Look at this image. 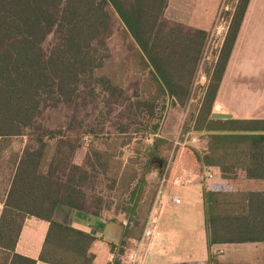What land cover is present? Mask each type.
Returning a JSON list of instances; mask_svg holds the SVG:
<instances>
[{
	"label": "trees",
	"instance_id": "16d2710c",
	"mask_svg": "<svg viewBox=\"0 0 264 264\" xmlns=\"http://www.w3.org/2000/svg\"><path fill=\"white\" fill-rule=\"evenodd\" d=\"M168 2L0 0V139L24 141L0 215V264H37L15 252L29 217L49 223L40 262L94 264L96 238L54 221L58 206L122 215L127 223L121 241L110 244L111 264H128L175 161L196 174L215 168L224 181L204 190L209 248L264 244V120L211 119L250 0H236L226 13L228 32L208 68L209 34L167 22ZM51 33L57 43L46 52ZM115 33L121 58L109 46ZM200 73L208 82L202 98ZM89 97L101 99L102 114L87 125L80 103ZM115 106L124 111L113 115ZM51 108L66 111L62 126L41 123ZM171 110L186 114L180 141L197 137V144L175 148L163 136Z\"/></svg>",
	"mask_w": 264,
	"mask_h": 264
},
{
	"label": "crops",
	"instance_id": "0c3cea01",
	"mask_svg": "<svg viewBox=\"0 0 264 264\" xmlns=\"http://www.w3.org/2000/svg\"><path fill=\"white\" fill-rule=\"evenodd\" d=\"M223 2L169 0L163 17L171 24L210 34ZM241 49L243 53L254 50V64L243 57L235 68V55ZM214 107L217 111L213 113L229 114L231 120H264V0L249 2ZM181 113L184 114L178 110L167 113L162 122L163 136L180 140L182 128L173 130L175 126L170 118ZM172 168L173 179L159 187L140 241H133L137 246L145 238L140 264H201L210 259L217 264H264L262 243L208 247L204 190L224 182L219 171L205 168L202 174H196L186 170L178 161ZM9 188L10 183L0 191V215ZM175 199H180L181 204L176 205ZM114 218L116 222L112 221ZM53 219L96 238L90 249L95 256L94 264L112 263L114 256L110 244L121 241L127 223L122 215L115 216L112 212L94 217L66 206H58ZM48 229V222L27 218L15 252L36 260L37 264H45L39 261V256ZM230 249L235 255H228ZM219 251H223L222 254Z\"/></svg>",
	"mask_w": 264,
	"mask_h": 264
},
{
	"label": "rangeland",
	"instance_id": "374dc122",
	"mask_svg": "<svg viewBox=\"0 0 264 264\" xmlns=\"http://www.w3.org/2000/svg\"><path fill=\"white\" fill-rule=\"evenodd\" d=\"M236 2V0H226L225 1V5L228 7V11H223L222 13V17L223 20L225 22V26L224 24L222 25V32L219 36H212V32L215 26V23L211 29V32L209 34L208 37V42L207 45L205 47V51H204V60H205V67L208 68L210 67L212 64H214L215 60L218 57L219 54V50L222 46V43L224 42L225 36L228 32V27H229V22L230 19L226 16L227 12H230L232 7L234 6V3ZM57 43V37L55 36V34L51 33L50 35H48L46 41L44 42L43 48L46 52L50 51ZM109 46H110V50L112 55L115 58H121L125 55V51H124V45L122 40L120 39V37L118 36L117 33H115V35H113V37L110 39L109 41ZM254 50H248V52L243 53L242 49L241 50H237V53L235 55V60H234V65L236 68V65L239 61V59L241 58H247L248 60L251 61L252 64H254ZM204 67V68H205ZM238 67V65H237ZM135 79L131 80V82H128V87L130 92H133V90L136 88L135 87ZM207 78L205 77L204 74H201L198 76L197 78V82H196V87L198 88L197 90V94L198 97L203 95V91L202 88L207 86ZM204 89V88H203ZM197 96V95H196ZM96 97H99V94H96ZM101 99L100 98H93V97H89L87 98V100H82L80 103L81 106V115L84 116V118H86L87 120V125H90L92 122V119L95 118V116L98 114L99 116L102 114L101 113ZM197 102V101H196ZM195 102V104H196ZM198 104V103H197ZM198 106V105H196ZM259 106V105H258ZM213 112L217 111L215 109V107H213ZM113 115H117L120 114V112L124 111L123 107H113ZM65 113L66 111L63 108H51L50 110L46 111L43 113V115L41 116L40 120L42 124H45V126H49L51 128H57L62 126L65 123ZM106 114H108V112L106 111ZM177 115V116H176ZM173 115L170 119H173V125L175 126L173 130H178L179 128H182V125L184 123L185 120V116L186 114H176ZM179 115V116H178ZM260 115V114H258ZM177 117V118H176ZM166 118V117H165ZM23 140L22 139H9V140H5V141H1V145H0V191L4 190V188H6V186L9 185L12 174H13V168H14V164L15 162L18 160L19 156L21 155L22 149H23ZM172 154V153H171ZM170 154V156H171ZM83 156V152H81L79 154V157ZM81 160V158H80ZM223 251H219V254H222ZM228 255L229 256H233L234 254V250L230 249L228 251Z\"/></svg>",
	"mask_w": 264,
	"mask_h": 264
},
{
	"label": "built area",
	"instance_id": "2783aa9c",
	"mask_svg": "<svg viewBox=\"0 0 264 264\" xmlns=\"http://www.w3.org/2000/svg\"><path fill=\"white\" fill-rule=\"evenodd\" d=\"M225 1L223 2L222 4V7L220 8V11L218 13V16L215 20V26H214V29H213V32H212V36L216 35V36H219L222 32V25L224 24L225 26V22L223 20V17H222V13L223 11H228V7L225 5ZM152 139H153V136H148L146 138V143L150 144L152 142ZM199 142L198 138L197 137H192V138H186L183 143L177 139L174 141V147L176 148L177 146H184V145H195ZM163 182H164V179L161 183V186L160 188L163 186ZM174 203L176 205H180L181 204V200L180 199H175L174 200ZM144 239L141 240V242L135 246L133 249L129 250L127 255H126V259L128 261V264H140L141 262V253H142V248L144 246Z\"/></svg>",
	"mask_w": 264,
	"mask_h": 264
},
{
	"label": "water",
	"instance_id": "95a60500",
	"mask_svg": "<svg viewBox=\"0 0 264 264\" xmlns=\"http://www.w3.org/2000/svg\"><path fill=\"white\" fill-rule=\"evenodd\" d=\"M211 119L213 120H231L232 116L229 114H218V113H212Z\"/></svg>",
	"mask_w": 264,
	"mask_h": 264
}]
</instances>
